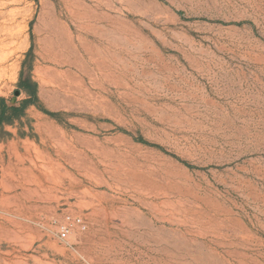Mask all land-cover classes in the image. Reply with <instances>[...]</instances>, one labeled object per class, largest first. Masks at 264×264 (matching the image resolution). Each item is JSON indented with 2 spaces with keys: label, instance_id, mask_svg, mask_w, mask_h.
<instances>
[{
  "label": "rangeland",
  "instance_id": "1",
  "mask_svg": "<svg viewBox=\"0 0 264 264\" xmlns=\"http://www.w3.org/2000/svg\"><path fill=\"white\" fill-rule=\"evenodd\" d=\"M0 264H264V0H0Z\"/></svg>",
  "mask_w": 264,
  "mask_h": 264
},
{
  "label": "built area",
  "instance_id": "2",
  "mask_svg": "<svg viewBox=\"0 0 264 264\" xmlns=\"http://www.w3.org/2000/svg\"><path fill=\"white\" fill-rule=\"evenodd\" d=\"M72 225H76L80 227L81 229L85 227L82 220L79 217L66 215L64 218V221L60 223L58 226V230H57L58 237L60 239H66L70 232V228L72 227Z\"/></svg>",
  "mask_w": 264,
  "mask_h": 264
},
{
  "label": "water",
  "instance_id": "3",
  "mask_svg": "<svg viewBox=\"0 0 264 264\" xmlns=\"http://www.w3.org/2000/svg\"><path fill=\"white\" fill-rule=\"evenodd\" d=\"M18 92H15V94H17Z\"/></svg>",
  "mask_w": 264,
  "mask_h": 264
}]
</instances>
